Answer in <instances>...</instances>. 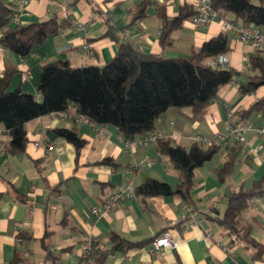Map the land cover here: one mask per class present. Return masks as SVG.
<instances>
[{
	"label": "crops",
	"instance_id": "1",
	"mask_svg": "<svg viewBox=\"0 0 264 264\" xmlns=\"http://www.w3.org/2000/svg\"><path fill=\"white\" fill-rule=\"evenodd\" d=\"M146 1V15L133 22L135 7ZM253 2L259 4L261 0ZM191 3L192 0H29L28 15L22 18V24L44 21L54 14L71 16L72 23L43 45L35 46L25 59L0 47V78L6 64H12L17 73L9 90L21 89L39 96L45 62L68 60L74 67L103 66L126 42L144 53L188 57L209 39L226 32L220 21L196 28L187 20L173 32L172 44L162 46L159 10L165 8L173 18ZM227 19L243 24L230 15ZM78 23L87 31L80 30ZM226 33L230 50L224 57L226 66L235 74L232 82L220 88L201 120L193 118L190 108H171L155 124L157 139H170L187 150L198 142V137L214 138L222 146L212 160L195 170L191 208L178 195L146 200L135 196V189L150 178L172 188L180 182L179 171L159 153L156 141L144 146L138 137L133 140V148H128L117 128L94 126L58 113L28 122L25 151L10 154L6 148L9 135L0 127V264H12L16 254L23 257L21 264H53L47 260L48 254L58 264H85L81 259L85 242L93 240L110 248L114 233L143 246L115 254L114 258L109 256L103 264H264V256L255 258L253 249L233 242L214 220L217 214L223 216L232 192L257 183L264 189V153L258 156L252 152L264 142L256 133L264 127V113L260 111H254L243 122L239 120L249 128L246 151L236 157L229 177L222 180L218 173L233 157L221 138L230 134L227 108L238 117L239 111L264 99V86L242 93L236 85L255 74L246 58L250 62L257 53L249 44L239 42L232 30ZM84 42L92 47V56L81 51ZM70 45L72 49L62 50ZM74 111L72 108L69 113ZM59 128L77 129L78 136L86 142L79 153L57 135ZM107 158L115 165L104 163ZM145 160H151V164H139L127 172ZM120 191L125 192L123 200L112 211L103 213L108 196ZM96 208L98 215L92 213ZM243 216L252 226V238L264 245V195L256 198ZM191 223L195 225L187 228ZM167 232L179 243L178 247L150 252L154 240Z\"/></svg>",
	"mask_w": 264,
	"mask_h": 264
},
{
	"label": "trees",
	"instance_id": "2",
	"mask_svg": "<svg viewBox=\"0 0 264 264\" xmlns=\"http://www.w3.org/2000/svg\"><path fill=\"white\" fill-rule=\"evenodd\" d=\"M211 2L221 19L228 20V16L233 14L236 20L247 26L264 28V0L259 4L253 0ZM10 4L0 0V47L21 59L27 58L35 46L43 45L48 38L60 34L72 23L71 16L65 18L54 14L44 21L14 25ZM147 6L148 1L135 7L133 22L146 15ZM195 14L192 5L182 7L173 18L167 15L165 8L160 9L162 46L172 44L173 32L182 28L185 21L192 20ZM229 44V35L222 32L198 50H193L188 57L168 58L144 53L126 42L119 45L117 55L103 66L74 67L68 60L45 62L38 86L39 96L21 89L9 90L17 69L8 63L0 78V127L9 135L6 148L10 154L24 152L28 142L25 128L28 122L52 114H70L72 108L75 110L73 115L88 119L94 126H113L125 140L131 141L154 132L157 119L171 108H190L193 118L201 120L204 110L220 88L234 79L231 68L210 64L229 52ZM256 53L250 58V70L255 74L239 85L242 93H252L264 86V53ZM254 111L264 113V99L255 102L248 110L239 111L238 120L245 121ZM56 133L72 144L78 153L86 144L78 136L76 128H59ZM156 147L179 171L180 182L172 188L165 182L150 178L135 189V196L146 200L154 196L178 195L191 208L195 170L212 160L222 146L196 142L187 150L174 145L170 139L158 138ZM229 153L233 157L218 172L222 180L232 174L240 149L229 147ZM104 163L115 165L111 158L105 159ZM263 195L261 183L232 192L223 216L217 214L214 217L233 242L253 249L257 259L264 256V245L252 238V226L243 212ZM110 244V248H103L95 243L98 264H103L105 258L112 254H126L143 246V243L130 241L116 233L111 236ZM44 248L47 249V245L44 244ZM47 260L58 264L57 259L49 254ZM22 261L23 257L16 254L12 264H21Z\"/></svg>",
	"mask_w": 264,
	"mask_h": 264
},
{
	"label": "built area",
	"instance_id": "3",
	"mask_svg": "<svg viewBox=\"0 0 264 264\" xmlns=\"http://www.w3.org/2000/svg\"><path fill=\"white\" fill-rule=\"evenodd\" d=\"M192 6L196 10V14L193 16L191 22L196 28L204 27L211 24L214 21H220L222 25V29L224 31H233L236 36L237 40L243 44H249L256 52L264 53V28L259 27H251L245 24L238 25L233 21L221 19L218 12L213 8L211 0H192ZM29 5V0H13L10 4L12 13V24L18 25L22 24V18L28 15L27 7ZM78 28L82 31H87L86 27L82 23L77 24ZM2 34L0 33V37ZM72 46L64 47L62 50H70ZM81 51L87 53L88 55H93V49L87 42L81 47ZM247 63L249 64V59L246 58ZM211 65H220L226 66L227 59L224 55L219 56L217 59L212 60L210 62ZM28 78V75H25V79ZM236 85H240L236 83ZM228 110V122L230 127V134L229 136L221 137L224 144L228 147H235L239 148L240 152L246 151L244 149V145L246 144V134L249 130L247 126H245L242 122L238 120L236 113L230 109ZM68 118H71L75 121H83L89 123V120L73 114H65ZM257 135L264 139V127L258 128L256 130ZM157 140L156 133L152 132L150 134L144 135L141 140L140 144L147 146L148 144L155 142ZM197 141L200 143L213 145L216 143L214 138H206V137H198ZM134 142L131 140H125V146L128 148H133ZM256 155H261L264 153V142L258 143L253 151ZM264 163V162H263ZM142 165H149L151 164V160H145L133 167L127 169V172L131 173L134 171L138 166ZM125 196L124 191L116 192L106 199L105 203L103 204V213H108L112 211L114 208L118 206V204L123 200ZM92 213L94 215H98L99 209H93ZM195 223L188 224L187 228H192ZM95 241L88 240L85 242L81 259L85 264H98L96 252H95ZM179 245L178 242L174 241L171 237L170 233H164L160 237L156 238L152 243V247L150 248V252L156 253L157 251L162 250L163 248L169 247L172 249L177 248ZM111 257H115V254H112Z\"/></svg>",
	"mask_w": 264,
	"mask_h": 264
},
{
	"label": "rangeland",
	"instance_id": "4",
	"mask_svg": "<svg viewBox=\"0 0 264 264\" xmlns=\"http://www.w3.org/2000/svg\"><path fill=\"white\" fill-rule=\"evenodd\" d=\"M230 17L235 18L233 14H230Z\"/></svg>",
	"mask_w": 264,
	"mask_h": 264
}]
</instances>
